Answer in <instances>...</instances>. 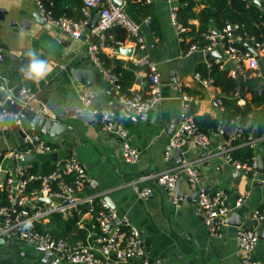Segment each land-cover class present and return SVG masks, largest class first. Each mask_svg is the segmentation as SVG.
Listing matches in <instances>:
<instances>
[{"label":"crops","instance_id":"crops-1","mask_svg":"<svg viewBox=\"0 0 264 264\" xmlns=\"http://www.w3.org/2000/svg\"><path fill=\"white\" fill-rule=\"evenodd\" d=\"M130 2L124 4L122 2L123 10L138 26L142 44L135 46L126 34V38L120 41L122 45H115L113 34L108 29L104 33L103 44L99 45L98 54L107 58L109 61L107 68L118 73L120 81L121 72L113 68L112 60L117 59L124 62V65L128 63L134 67L124 68L127 77L123 81L128 82V86L123 88H126L124 92L128 93L144 89L145 68L131 64L129 56L117 53L116 48H129L134 52L130 57L139 58L146 55L156 64L160 73L162 100L148 113L144 121L130 116L116 102L114 93L104 82L98 68L90 63L86 52L90 38L86 33L80 38H72L59 28L46 24L37 14L36 3L33 0H0V49L4 56L10 54L16 58L15 60H20L23 55L22 60H25L26 64L28 60L25 53L35 50L42 58L55 65L54 71L46 80L31 83L22 79L20 67L10 66L6 56L0 62V79L9 94L15 92L12 96L17 98L20 85L28 87L33 94L26 105L21 107L27 117L33 115L47 117L65 128L61 134L44 135L38 129H30L29 120L24 119L25 130L41 134L45 141L56 147L55 153L35 156L33 159L52 164L54 160L71 156L78 161L85 169L94 190L104 194V199L115 209L118 217H125L137 228L142 246L149 258H156L162 264H243L241 261L243 255L237 245V231L253 228L258 236L264 232V186L260 182L264 172L260 173L257 170L255 176H248L231 165L208 156L209 152L224 141L219 133L220 127L229 128L230 134L238 126L237 122L222 121L220 98L225 97V94L219 87L211 84L201 87L192 78L195 65L198 62H211L220 55L219 51L215 49L217 56L209 60L204 59L205 52L194 51L185 55L184 51L191 37H185L181 41L176 39L168 22L167 0H149L161 27L160 36L155 35L147 20L134 11ZM201 7L200 4L196 5L194 10ZM89 19L90 14L87 22ZM188 23L197 25L194 18L189 19ZM211 33H215V30L212 29ZM83 36L85 37L82 38ZM109 42L111 44H108ZM243 47L248 49L246 46ZM259 66L263 76L264 62L260 61ZM75 69L85 74L88 70L92 71L93 82L88 87L94 94L89 106L113 109L117 124L128 130L129 143L138 150V160L135 164L128 165L121 160L116 137L102 131L98 114L89 117L88 113L81 111L77 92L84 85L74 80L71 71ZM177 83L183 84L185 92L199 95L197 103L194 104L196 115L207 113L219 121L217 132L209 136L207 149H183L179 154L180 158L182 157L180 161H189L198 168L205 192H212L218 188L225 194L229 211L218 236L207 234L201 217L195 210L197 192L189 189L182 178L177 180L178 188L174 190L175 203L167 198L165 191L151 178L144 182L151 187V194L146 200L138 199L130 186L126 185L137 175L156 173L179 164L176 163L173 152L169 160L163 159L167 140L177 129L180 112ZM236 92L235 88L231 96ZM249 99L250 95L246 93L244 98L237 100V105L243 107L244 102ZM253 108L244 127L249 125L256 111H264V103ZM251 131L253 134V129ZM20 136L19 130L14 128L0 130V151L18 146ZM263 149L256 142L253 146L252 159L257 164L259 158L264 169L261 161ZM9 163L10 160L0 161L2 165L8 166ZM239 198H241L239 205H235ZM254 210H257L259 215H254ZM54 219H51V223H55ZM71 235L74 234L71 232ZM48 257L35 245L21 240L6 242L0 237V264H49ZM250 258L264 262V237L257 239Z\"/></svg>","mask_w":264,"mask_h":264},{"label":"built area","instance_id":"built-area-1","mask_svg":"<svg viewBox=\"0 0 264 264\" xmlns=\"http://www.w3.org/2000/svg\"><path fill=\"white\" fill-rule=\"evenodd\" d=\"M33 1L36 3L37 14L46 24L59 28L72 38H80L85 33L89 36L86 52L108 88L114 93L116 102L136 120H146L148 113L162 100L160 73L156 64L146 55L139 58L129 56L131 64L145 68V86L142 91L128 93L122 91L119 74L102 67L98 54L99 45H102L105 39L104 33L113 27L122 28L135 46L142 44L138 26L126 15L123 7L115 6L112 0H80L81 17L75 20L64 15L53 17L42 7L39 0ZM129 1L140 0H122L123 4ZM245 1L252 4L263 0ZM144 2L149 3V0ZM167 2L168 22L173 28L176 39L181 41L184 37L179 34L185 29L177 21L178 0H167ZM91 11L97 12L98 18L94 27L87 30L86 23ZM202 40L204 43L201 45L195 42L189 44L184 54L217 49L220 55L211 62L218 64L219 69L225 70L230 79L237 82L254 81L255 84L264 85V77L259 66L260 61L264 62V40H255L253 36L233 23L225 24L215 33L210 31L203 34ZM114 43L118 46L122 45L120 41ZM4 58V53L0 49V62ZM209 63L205 64L206 67ZM192 78L201 87L211 84L210 78H203L197 72H193ZM23 88L25 87L20 85L19 96L17 98L13 96L21 107L26 105L33 95L29 92L26 98L23 97L20 91ZM176 90L179 93L180 112L177 129L169 136L163 151L165 161L169 160L174 150L182 152L183 149L204 150L209 147V137L198 129L193 114L189 111L190 105L197 103L199 95L185 92L181 83L176 84ZM93 94L90 87L85 85L78 90L80 109L88 114L89 112L92 115L98 114L102 131L112 133L115 113L109 107L89 106ZM4 109L7 108L0 107V111ZM10 128L20 130L22 135L18 146L0 151V161L10 160L8 166L0 164V192L4 194V203L0 204V237L3 240L6 242L21 240L41 248L43 252L49 253V264H162L156 258H149L142 246L137 228L125 217H118L115 209L104 199V194L94 190L85 169L78 161L66 156L61 160H54L50 171L32 173L30 160L35 156L53 154L56 147L45 141L41 134L25 130L23 126L13 125L8 129ZM241 132V128L236 126L227 139L209 152L208 156L253 177L257 174L256 162L251 159L248 164L239 163L230 154L233 148L230 140L238 137ZM112 134L116 137L121 160L128 165L135 164L139 153L129 143L128 130L123 125L117 124ZM243 143L253 147L256 139L247 134ZM27 155H31L30 160L24 159ZM148 178L153 179L165 191L172 203L176 202L174 184L182 178L189 189L197 192L195 210L200 215L207 234L211 236L220 234L223 220L229 211L225 194L218 188L212 192H205L201 185L200 172L191 162L181 160L173 167L148 175H137L130 179L126 185L130 186L140 200H146L151 194V187L144 184ZM260 182L264 186V175L261 176ZM240 201L241 198L237 199L235 205H239ZM253 214L259 215L257 210H254ZM55 217L61 221L71 220L74 227L72 234L81 231L83 235L70 239L66 235L53 233L49 227L52 225L51 219ZM29 219L32 221V227L25 229L23 222ZM257 239V232L253 228L237 231V245L243 255L241 258L243 264H264L250 258Z\"/></svg>","mask_w":264,"mask_h":264},{"label":"trees","instance_id":"trees-1","mask_svg":"<svg viewBox=\"0 0 264 264\" xmlns=\"http://www.w3.org/2000/svg\"><path fill=\"white\" fill-rule=\"evenodd\" d=\"M42 7L49 11L53 17L64 15L68 18L79 19L80 0H39ZM130 2V1H129ZM128 3V2H127ZM176 8V16L179 24L185 29L180 33V36L191 37L188 45L197 43L201 45L204 43L202 35L209 33L212 29L219 31L225 24L233 23L241 27L248 35H251L257 41L264 40V7H260L256 2L247 3L245 0H178ZM264 3V0L262 1ZM134 11L142 18L147 20L149 27L156 36L161 35V27L153 12L151 3H146L144 0L132 1ZM202 5L198 10H194L196 5ZM72 7H74L72 10ZM195 19L197 25L188 23L189 19ZM113 34L114 41H123L126 38V32L120 27H113L108 30ZM108 44H111L109 42ZM99 58L102 62V67H107L109 61L101 54ZM114 69L121 72L122 81L119 82L124 91L128 86V82L123 79L127 77L126 69L132 65L113 59ZM205 62H198L194 67V72H197L203 78H210L211 85L219 87L225 94V97L220 98L221 118L223 122H237L238 126H242L240 135L232 140L230 144L233 148L230 150L231 157L239 163H250L254 155L253 147L244 144L243 141L247 134L252 135L264 148V111H256L248 126L244 127V123L248 115L252 112L253 107L264 103V85L255 84L254 81L237 82L230 79L225 70L218 68V64L210 62L206 67ZM134 68V67H132ZM237 89L235 95L231 96L234 89ZM188 93V92H187ZM250 95V99L244 102L243 107L237 105V100L244 98L245 94ZM197 94V93H190ZM189 111L193 114V118L198 129L206 134L208 137L217 132L219 121L212 118L207 113L200 115L195 114L196 106L190 105ZM254 134H252V130ZM261 161L264 164V149L261 156ZM32 165L30 172H48L52 169V164L48 162H39L35 159L30 160ZM264 175V174H263ZM4 203V194L0 192V204ZM55 223H52L50 230L58 235L69 236L70 239L79 238L83 235L81 231H77L71 235L74 230L73 222L70 220L61 221L55 217Z\"/></svg>","mask_w":264,"mask_h":264},{"label":"water","instance_id":"water-1","mask_svg":"<svg viewBox=\"0 0 264 264\" xmlns=\"http://www.w3.org/2000/svg\"><path fill=\"white\" fill-rule=\"evenodd\" d=\"M112 2H113V4L115 6L123 7V4H122L121 0H112ZM255 2L257 3L258 6L264 7V4L262 2H260V1H255ZM97 18H98L97 12L94 11L93 13H90V19L86 23V29L87 30H91L94 27L95 21H96ZM84 37L85 36H83L82 38H84ZM116 52L119 53V54H123L125 56H130L131 53H134L129 48H123V47H117L116 48ZM252 53L254 54L255 57H257L255 52L252 51ZM5 56L8 59L10 66H12V67H15V68H19L20 67L21 68L23 65H25V60H22L23 55H22V57H20V60H15L16 58L11 56L10 54H6ZM203 56H204L205 60H209L213 56H217V53L214 50L206 51L205 53H203ZM90 63L92 64V62H90ZM78 71L79 70H76V69L71 71V73L73 74L74 80L76 82H78V83H81V84L85 85V86H90L92 84V82H93V73H92V71H90V70L86 71L87 74L81 73V72H78ZM263 76H264V66H263ZM86 77H88V78H86ZM0 105H2L3 107L11 110L12 112L20 113L22 118L29 120V124H28L29 128L32 129V130L33 129H38L41 134L55 136V135L61 134V133H63L65 131V128L62 127L61 124H59V123H57V122H55V121H53V120H51V119H49L47 117H43V116H40V115H38V116L37 115H33L30 118L27 117V115L22 111V108H21L20 104H18L14 100L13 96L10 95L5 90L4 85H2L1 79H0ZM117 123H118V120L115 119L114 122H113L112 129H111L112 133L115 131ZM229 131H230L229 128H226V127H223V126L220 127L219 133H220V135H221L223 140L227 139ZM19 133H20V135H22V132L20 130H19ZM253 134H254V132H253ZM179 154H180L179 150H174L173 151V155L175 156L176 163H179L180 159H182V157L180 158ZM24 159L25 160H30L31 159V155L25 156ZM257 170L260 173L264 172V169H263V167L260 164L259 158H257L256 171ZM178 184H179L178 181H176L175 184H174V190H176V187L178 188ZM106 202H107V200H106ZM108 205L111 206L109 203H108ZM263 235H264V232L261 233L258 236V238H263L264 237ZM39 250H41L43 252V250L41 248H39ZM43 253L46 256H49V253H46V252H43Z\"/></svg>","mask_w":264,"mask_h":264},{"label":"clouds","instance_id":"clouds-1","mask_svg":"<svg viewBox=\"0 0 264 264\" xmlns=\"http://www.w3.org/2000/svg\"><path fill=\"white\" fill-rule=\"evenodd\" d=\"M19 55V53H17ZM28 62L23 65L19 72L24 81L31 83H39L42 80H46L47 77L54 71L55 65L52 64L48 59L42 58L35 50H29L25 53ZM23 97H27L30 89L25 87L20 90ZM10 95H15L12 92ZM0 107H3L0 105ZM92 113L89 112V117ZM24 118H22L20 113L10 112L7 109L0 111V130H7L9 127L23 126ZM23 227L25 229H30L32 227L31 219L23 222Z\"/></svg>","mask_w":264,"mask_h":264}]
</instances>
